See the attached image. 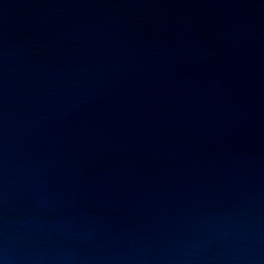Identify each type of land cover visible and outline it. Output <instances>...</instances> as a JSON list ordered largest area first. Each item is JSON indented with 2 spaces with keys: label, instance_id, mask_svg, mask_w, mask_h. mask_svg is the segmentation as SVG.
Returning <instances> with one entry per match:
<instances>
[{
  "label": "water",
  "instance_id": "water-1",
  "mask_svg": "<svg viewBox=\"0 0 264 264\" xmlns=\"http://www.w3.org/2000/svg\"><path fill=\"white\" fill-rule=\"evenodd\" d=\"M0 264H264V0H0Z\"/></svg>",
  "mask_w": 264,
  "mask_h": 264
}]
</instances>
